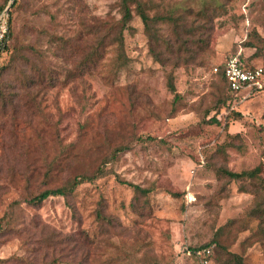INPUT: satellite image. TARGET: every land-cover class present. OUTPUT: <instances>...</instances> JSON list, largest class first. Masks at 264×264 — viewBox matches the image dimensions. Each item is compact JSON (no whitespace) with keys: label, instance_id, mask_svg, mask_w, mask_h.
<instances>
[{"label":"rangeland","instance_id":"obj_1","mask_svg":"<svg viewBox=\"0 0 264 264\" xmlns=\"http://www.w3.org/2000/svg\"><path fill=\"white\" fill-rule=\"evenodd\" d=\"M151 1L150 13L187 16L197 26L208 18L212 26L201 62L173 70L181 94L174 107L165 75L171 67L153 61L137 16L124 33L123 69L109 71L116 56L110 45L100 66L75 75L94 42V26L104 33L119 20V0H17L14 8L0 0V88L7 87L0 101L2 264H49L54 257L57 264H84L69 246L46 247L51 231L84 232L95 244L85 264H198L187 250L209 242L216 244L212 264H264V236L247 217L252 196L215 172L261 166L264 177V80L228 117L219 111L218 123L208 122L227 95L214 75L227 53L264 66V1ZM10 12L13 38L3 40ZM170 35V26H161L160 44ZM70 44L78 53L69 54ZM13 46L26 78L44 73L41 86L20 83V69L7 67ZM120 146L127 150L114 154ZM100 166L112 174L81 185L68 202L23 203ZM119 180L148 192L135 197ZM187 194L195 200L188 203ZM100 201L114 227L96 219Z\"/></svg>","mask_w":264,"mask_h":264},{"label":"trees","instance_id":"obj_2","mask_svg":"<svg viewBox=\"0 0 264 264\" xmlns=\"http://www.w3.org/2000/svg\"><path fill=\"white\" fill-rule=\"evenodd\" d=\"M16 4L17 0H14L10 7L14 8ZM152 6L151 0H119V20L115 24L111 25L106 31H104V33L102 32V25L96 24L94 26V42L89 47V50H83L84 54L74 68L75 75L78 77L100 66L104 60V50L110 45L116 46V56L111 63L113 69L109 71L115 70V72H118L119 70L123 69L126 66V56L124 53V33L131 30L130 23L133 17L137 16L140 19L146 37L148 38V52L151 55L153 61L158 63L164 69L166 67H171V70L165 73L166 87L172 95V106L174 107L177 103H179L181 94H179L175 88L173 70L180 67L186 68L189 65H194L201 62L202 55L209 50L208 47L210 45V39L212 35V26L209 24L208 18H206V21L203 24L197 26L195 25V20L188 22L187 16H175L173 13H150ZM196 16L197 14L194 15V18ZM11 17L12 14L10 12L8 18L7 34L3 36V40L7 38H13V33L10 28L12 19ZM163 25L170 26L171 35L167 39L163 40L162 44H160L158 37L160 33V27ZM75 47L77 50L78 48L76 45ZM76 50L72 44L69 45V54L76 52L78 53V50ZM19 51L20 50L17 49V47H12V58L10 59V64H8L7 67H14V70L20 69V83L27 81L26 83H29L28 87L41 86L43 84L42 78L45 80L44 73L41 72L37 75L40 77V79L37 77L26 78V73L28 72L27 69L23 65L15 66V56L19 54ZM235 55H237V51L231 50L225 56L226 58L224 62L221 63L218 68L214 69V75L223 83L227 95L223 98V100L220 101L217 108H215L216 112H213V115L209 118V123H218L217 114L219 111H225L226 117H228L231 112L230 108L234 109L233 107L235 103L242 100V96L239 93H235L230 90L223 77L224 63L226 59ZM239 57L245 66L248 68L253 67V63H250L247 59L241 57L240 55ZM261 66L264 70V66L262 64ZM6 89L7 87L4 86V91ZM4 91H2L0 88V101H2L6 96V91ZM126 150L127 148L125 146H120L116 148L113 153L118 154ZM215 172L217 177L220 179L241 183L238 190L243 193H248L252 196V202L250 209L247 212V217L256 221V228L258 232L264 236V177L262 176L261 166H257L251 170L242 171L239 173L229 171L226 167L220 166L215 169ZM109 174H112L110 169L107 170L105 167L100 166L92 174L73 177L61 187L45 189L36 193L35 195L25 198L23 203L36 208L50 197H62L66 200V202H68V199L72 198L75 191L81 185L85 183H93L94 181ZM119 181L122 184L130 186L134 191L135 197L136 194L145 195L148 192V190H145L138 185L123 182L122 180ZM13 205L17 206L19 205V202L15 201ZM68 207L72 212V215L75 216L74 209L69 204ZM104 209V203L100 201L96 210V219L104 223L102 225L105 227H114L112 218L103 214ZM4 220L6 221V225H9V223L12 225L13 223L11 216L9 217L6 215ZM3 230V226H0V233L3 232ZM45 240L46 247L55 248L59 245L69 246L72 252H81L80 262L85 264L91 261L90 258L92 256L90 250L91 248L95 247V244L87 235L84 234V232H76L70 235L62 236L58 232L51 231L49 235L46 236ZM215 245V243L209 242L202 246L190 248L189 250L192 253L204 248H210L211 251H213ZM235 258L238 259V257ZM3 262L4 260L0 259V264ZM15 262L19 264L22 263V260L16 259ZM59 262L60 258L54 257L51 259L49 264H57ZM112 263L113 261H106L104 264ZM238 264L242 263L240 262Z\"/></svg>","mask_w":264,"mask_h":264},{"label":"built area","instance_id":"obj_3","mask_svg":"<svg viewBox=\"0 0 264 264\" xmlns=\"http://www.w3.org/2000/svg\"><path fill=\"white\" fill-rule=\"evenodd\" d=\"M223 77L230 90L239 93L244 100L255 91L263 88L264 70L261 65H253V67L248 68L241 62L239 54H237L225 61ZM186 199L188 203L195 200L189 194H187ZM187 255L193 257L198 264H212L213 252L210 248H204L194 253L187 250Z\"/></svg>","mask_w":264,"mask_h":264},{"label":"water","instance_id":"obj_4","mask_svg":"<svg viewBox=\"0 0 264 264\" xmlns=\"http://www.w3.org/2000/svg\"><path fill=\"white\" fill-rule=\"evenodd\" d=\"M13 1H14V0H10L11 4L13 3ZM8 11H9V7L6 8L5 12L8 13ZM0 44L2 45V47L5 46V43H3V42H1Z\"/></svg>","mask_w":264,"mask_h":264},{"label":"crops","instance_id":"obj_5","mask_svg":"<svg viewBox=\"0 0 264 264\" xmlns=\"http://www.w3.org/2000/svg\"><path fill=\"white\" fill-rule=\"evenodd\" d=\"M254 65H256V64H254Z\"/></svg>","mask_w":264,"mask_h":264}]
</instances>
